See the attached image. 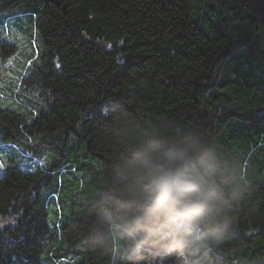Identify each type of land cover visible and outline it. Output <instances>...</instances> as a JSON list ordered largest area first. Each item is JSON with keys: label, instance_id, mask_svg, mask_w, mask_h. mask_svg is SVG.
<instances>
[{"label": "trees", "instance_id": "16d2710c", "mask_svg": "<svg viewBox=\"0 0 264 264\" xmlns=\"http://www.w3.org/2000/svg\"><path fill=\"white\" fill-rule=\"evenodd\" d=\"M0 85V264H264V0H0Z\"/></svg>", "mask_w": 264, "mask_h": 264}, {"label": "clouds", "instance_id": "9594fccd", "mask_svg": "<svg viewBox=\"0 0 264 264\" xmlns=\"http://www.w3.org/2000/svg\"><path fill=\"white\" fill-rule=\"evenodd\" d=\"M208 195L217 194L205 193L194 173H189L179 167H169L161 169L159 174L152 179L144 194V201L161 208L174 206L179 216ZM196 242L197 237L189 233L185 244L193 245Z\"/></svg>", "mask_w": 264, "mask_h": 264}, {"label": "snow or ice", "instance_id": "6c2138e0", "mask_svg": "<svg viewBox=\"0 0 264 264\" xmlns=\"http://www.w3.org/2000/svg\"><path fill=\"white\" fill-rule=\"evenodd\" d=\"M8 38H10V37H8ZM13 42H14V41H13ZM13 60H14V58L10 57V58L8 59V61L6 62V66L11 67V65H12V63H13ZM27 63H28L29 66H31L32 61H28ZM9 75H10V74H9ZM2 87H3V85H0V88H2ZM0 95H2V93H0ZM3 167H4V164H3L2 162H0V168H3Z\"/></svg>", "mask_w": 264, "mask_h": 264}]
</instances>
